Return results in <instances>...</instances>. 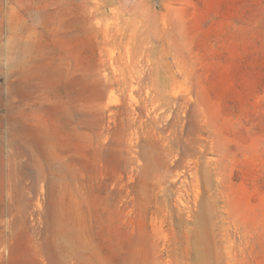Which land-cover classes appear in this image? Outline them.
Returning <instances> with one entry per match:
<instances>
[{
  "label": "rangeland",
  "instance_id": "1",
  "mask_svg": "<svg viewBox=\"0 0 264 264\" xmlns=\"http://www.w3.org/2000/svg\"><path fill=\"white\" fill-rule=\"evenodd\" d=\"M0 264H264V0H0Z\"/></svg>",
  "mask_w": 264,
  "mask_h": 264
},
{
  "label": "bare ground",
  "instance_id": "2",
  "mask_svg": "<svg viewBox=\"0 0 264 264\" xmlns=\"http://www.w3.org/2000/svg\"><path fill=\"white\" fill-rule=\"evenodd\" d=\"M121 81V80H120ZM134 82H136V81H134ZM105 83V82H104ZM128 84V83H127ZM136 84V83H135ZM113 104V103H112ZM108 109H110V108H108ZM113 121V120H112Z\"/></svg>",
  "mask_w": 264,
  "mask_h": 264
}]
</instances>
